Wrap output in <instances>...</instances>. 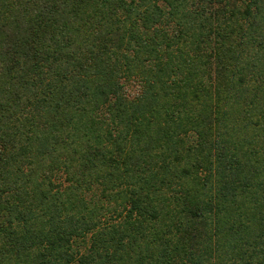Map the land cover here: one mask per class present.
<instances>
[{"label": "trees", "instance_id": "obj_1", "mask_svg": "<svg viewBox=\"0 0 264 264\" xmlns=\"http://www.w3.org/2000/svg\"><path fill=\"white\" fill-rule=\"evenodd\" d=\"M0 264H264V0H0Z\"/></svg>", "mask_w": 264, "mask_h": 264}]
</instances>
